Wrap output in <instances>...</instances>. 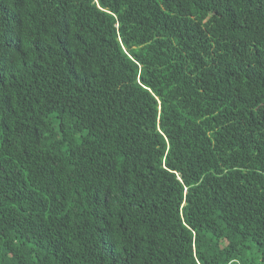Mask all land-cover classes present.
<instances>
[{
  "label": "trees",
  "instance_id": "16d2710c",
  "mask_svg": "<svg viewBox=\"0 0 264 264\" xmlns=\"http://www.w3.org/2000/svg\"><path fill=\"white\" fill-rule=\"evenodd\" d=\"M0 264H264V0H0Z\"/></svg>",
  "mask_w": 264,
  "mask_h": 264
}]
</instances>
